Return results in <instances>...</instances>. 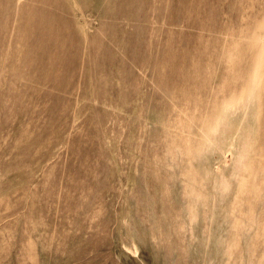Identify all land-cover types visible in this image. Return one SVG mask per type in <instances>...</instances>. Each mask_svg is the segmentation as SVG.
Instances as JSON below:
<instances>
[{"label":"rangeland","instance_id":"1","mask_svg":"<svg viewBox=\"0 0 264 264\" xmlns=\"http://www.w3.org/2000/svg\"><path fill=\"white\" fill-rule=\"evenodd\" d=\"M0 264H264V0H0Z\"/></svg>","mask_w":264,"mask_h":264}]
</instances>
